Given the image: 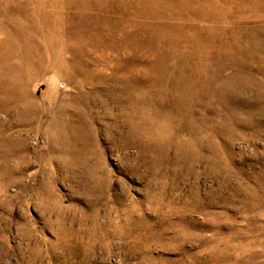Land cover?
I'll list each match as a JSON object with an SVG mask.
<instances>
[{
	"label": "rangeland",
	"instance_id": "374dc122",
	"mask_svg": "<svg viewBox=\"0 0 264 264\" xmlns=\"http://www.w3.org/2000/svg\"><path fill=\"white\" fill-rule=\"evenodd\" d=\"M0 264H264V0H0Z\"/></svg>",
	"mask_w": 264,
	"mask_h": 264
}]
</instances>
